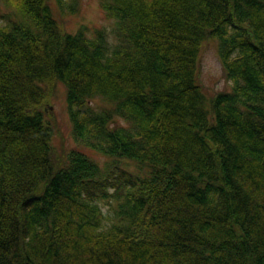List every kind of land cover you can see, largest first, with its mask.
I'll use <instances>...</instances> for the list:
<instances>
[{
  "label": "trees",
  "instance_id": "obj_1",
  "mask_svg": "<svg viewBox=\"0 0 264 264\" xmlns=\"http://www.w3.org/2000/svg\"><path fill=\"white\" fill-rule=\"evenodd\" d=\"M0 1V264H264V0H99L112 31L74 32L82 0ZM60 83L104 162L55 156Z\"/></svg>",
  "mask_w": 264,
  "mask_h": 264
},
{
  "label": "rangeland",
  "instance_id": "obj_2",
  "mask_svg": "<svg viewBox=\"0 0 264 264\" xmlns=\"http://www.w3.org/2000/svg\"><path fill=\"white\" fill-rule=\"evenodd\" d=\"M3 7L4 3L0 1V8ZM104 14L99 0H82L81 8H79L77 14L69 16L59 15L58 19L60 21V18L64 20L66 17V28L70 32L76 31L82 25H88L91 29L97 26H105L109 31H112L113 20L106 18ZM2 22V18H0V23ZM92 30L89 33H92ZM197 80L202 85L207 98H212L219 91L230 90L232 87V80L225 75L222 61L217 52V41L215 39L208 40L203 45ZM55 92L50 102L46 105L47 112L45 114L46 121H50L55 126L51 143L54 146L55 156L60 160L65 159L69 150L78 148L87 151L93 157L99 158L100 162H104L106 158L99 154H93V151H89V148L83 146L80 141H76L73 137L64 84L60 83ZM102 101L103 99L98 98L95 103L101 104ZM131 170L132 172L135 171V167L132 166ZM103 210L106 215L109 214L107 206L103 207ZM106 222L110 223V220L107 219Z\"/></svg>",
  "mask_w": 264,
  "mask_h": 264
}]
</instances>
